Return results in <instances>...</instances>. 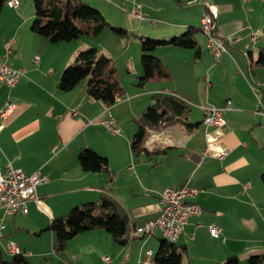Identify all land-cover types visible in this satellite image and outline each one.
<instances>
[{"label": "crops", "instance_id": "obj_1", "mask_svg": "<svg viewBox=\"0 0 264 264\" xmlns=\"http://www.w3.org/2000/svg\"><path fill=\"white\" fill-rule=\"evenodd\" d=\"M90 1L102 12V7H111L125 18L128 9L132 13L139 5L138 0H121L126 6ZM201 1L203 13L216 8L215 33L224 39L227 51L217 61L199 28L206 44L197 41L199 54L195 52L191 62L194 75L183 76L179 84L165 64L173 76L165 86L191 106L184 121L194 126L188 128L182 120L151 133L146 142L150 154L140 156L132 151L137 120L163 85L139 88L135 83L142 74L130 76V84L120 76L126 96L111 107L89 96L85 81L69 92L61 91L62 73L77 54V46L68 51L73 41L52 43L34 33L35 12L22 0L11 7L13 11L3 15L2 10L0 56L5 44L14 40L7 61L24 74L14 87L0 83V171L11 164L28 175L39 172L46 180L37 187V199L27 203L26 213L6 215L0 209V264L13 260L1 251L10 242L28 260L19 264H34L33 260L44 264L41 261H48L52 251L41 248L35 254L32 245L41 246L45 238L55 241L48 228L52 220L76 205L102 198L127 218L128 242H116L104 229L90 230L69 241L64 252L53 251L50 264L53 260L58 264H156L164 239L161 232L132 236V231L161 215L159 196L165 189L185 184L196 189L191 200L201 205L202 212L189 218L176 241L186 249L183 264H224L231 256H237L239 264H249L250 256L264 254V67L255 63L264 51V0ZM193 19L173 28L191 26ZM209 106L223 110L226 126H205L204 108ZM7 109L9 113L2 117ZM107 118L116 121L120 133L110 132L100 122ZM207 132L228 151L223 159L204 153ZM85 148L108 159L115 173L112 185L107 184L106 174L82 169L79 154ZM212 224L220 229L218 237L210 231ZM107 256L111 262L104 261Z\"/></svg>", "mask_w": 264, "mask_h": 264}, {"label": "trees", "instance_id": "obj_2", "mask_svg": "<svg viewBox=\"0 0 264 264\" xmlns=\"http://www.w3.org/2000/svg\"><path fill=\"white\" fill-rule=\"evenodd\" d=\"M195 1L192 0L190 3ZM5 2L6 0H0V15ZM262 8L264 14V3ZM34 9L35 18L31 30L52 43L72 42L84 36L100 37L106 30H112L120 37L129 38L131 36L125 28L114 27L98 8L84 0H34ZM215 31H217L216 27ZM195 32L189 29L180 37L170 40H156L140 36L143 74L137 78L135 85L144 88L149 83H157L164 87L162 86L160 91L152 95L151 104L137 120L138 130L132 142V151L135 156L150 154L146 142L151 133L180 124L182 120L188 128L194 126L185 122L191 106L165 86L171 83L173 76L161 58L155 56L153 51L158 46L173 45L195 49L198 55L199 44L195 38ZM216 33L215 35L218 36ZM255 63L264 67L263 50L259 52ZM82 81H85L88 95L102 102L106 107L115 105L126 96V88L120 83V75L114 59L101 53L95 46L86 47L78 52L75 60L64 69L59 88L61 91L69 92ZM79 163L84 171L106 174L107 184H113L115 173L105 156L85 148L79 154ZM261 180L264 183V172ZM48 228L56 236L53 244V251L56 254L64 252L69 241L76 236L95 229L106 230L118 243L128 242L127 218L117 211L113 202L105 198H102L100 202L76 205L66 215L53 219ZM185 250L176 242H170L164 238L161 240L155 257L156 264H183ZM23 262H28V260L25 254L19 253L14 254L10 264ZM248 262L249 264H264V254L252 255ZM224 264H239V259L237 256H231Z\"/></svg>", "mask_w": 264, "mask_h": 264}, {"label": "built area", "instance_id": "obj_3", "mask_svg": "<svg viewBox=\"0 0 264 264\" xmlns=\"http://www.w3.org/2000/svg\"><path fill=\"white\" fill-rule=\"evenodd\" d=\"M21 0H8L10 7H18ZM133 16L142 19L140 5L132 10ZM217 19V10L209 7L205 10L202 17L204 32H207V42H209L210 52L220 61L222 55L227 51L225 41L215 35V21ZM252 39L257 37L252 35ZM15 46L14 40H9L4 46V53L0 56V83H5L9 87H14L19 82L24 71L19 68H13L8 63V56L13 52ZM9 110H3L2 117L7 116ZM204 124L207 128H222L227 125V120L222 109L216 107L204 108ZM106 128L112 133H120L116 121L113 118L100 119ZM226 148L212 134L207 132V147L205 154L219 159L227 155ZM131 169V167H130ZM46 178L39 172L25 174L21 169L14 168L9 164L5 170L0 171V209L6 215H15L18 212H27V203L31 199H37V187L41 185ZM196 194V189L185 184L181 187L165 189L159 196V202L162 207L161 215L155 220H149L144 225L136 227L132 231V236L143 235L151 236L161 232L163 237H172L178 239L184 230L185 225L192 216H197L202 212V207L191 200ZM212 235L218 237L220 229L212 224L210 225ZM0 232V237H1ZM10 254L21 253L19 247L10 242L6 246ZM105 262H111L110 257H104Z\"/></svg>", "mask_w": 264, "mask_h": 264}, {"label": "rangeland", "instance_id": "obj_4", "mask_svg": "<svg viewBox=\"0 0 264 264\" xmlns=\"http://www.w3.org/2000/svg\"><path fill=\"white\" fill-rule=\"evenodd\" d=\"M84 1L87 2V0ZM107 1L111 6H114L115 4L126 6V4H123L124 2L121 0ZM92 2L93 1H90V3L88 4H91L92 6ZM158 2H161V4L159 5ZM181 2L182 3H179L177 0H138V4L140 5V10L143 16V19L141 20L133 16L131 10L129 9L128 12H125V18L116 13V11H114L111 7H102L104 11L101 12L103 13L107 21H109V23H111L114 27L125 28L129 31L131 36L129 38L120 37L112 30H106L100 37L84 36L79 40L73 41V44H70L71 46H68L70 48L67 49L68 51H70L69 49H72L71 47L77 46L78 54L80 50L86 47H97L101 53L114 59L119 70L122 82L125 84H130V79H132L130 76L135 75L136 73L143 74V68L141 64L142 42L140 36L156 40H170L180 37L190 29L191 31H196V40L198 42L200 41L203 47L205 46L206 39L204 35L199 31V28H201L202 26L201 24L203 17L202 1H195L192 6H187L186 1ZM22 4L25 5L27 9L31 8L33 13L35 12L34 0H22ZM108 9H112L113 11H110ZM10 10L13 11L11 7L5 4L2 14L4 15V13H9ZM192 16L194 17V19L191 26L186 24L185 27L182 28H173L176 25L183 24L184 22L189 23V20ZM138 24L140 25V29H135ZM195 52V49H188L173 45H162L158 46L157 49L153 51V54L160 57L164 64L171 67L172 72L176 76L177 82L181 84L183 76L188 77L190 76V74L194 75L193 71L191 70L193 67L191 62L193 61ZM62 53L63 51H60V55ZM77 54L71 58V62L75 60ZM230 63H232V60H230ZM151 86L153 87V85ZM55 241H53V243ZM53 243L50 242L49 238H45L42 240V243L40 244L41 246L37 244L32 245V252L36 254V252H40L41 248L42 250H48L49 252L52 251L49 254L48 261H41L44 262V264H50V258L53 257ZM29 249H31L30 246L27 247V252ZM1 251L4 257H9L11 260L13 259V255L8 254L6 249L4 250L2 248ZM53 261H55L54 264H58L57 260ZM33 262L34 264H40L39 262H36L34 260Z\"/></svg>", "mask_w": 264, "mask_h": 264}, {"label": "bare ground", "instance_id": "obj_5", "mask_svg": "<svg viewBox=\"0 0 264 264\" xmlns=\"http://www.w3.org/2000/svg\"><path fill=\"white\" fill-rule=\"evenodd\" d=\"M201 29H202V31L204 32V26H203V24H202V26H201ZM204 34L207 35V32H204ZM208 48H209V42H208ZM164 238H166V239L169 240L170 242H174V243L177 241V239H173L172 237H164Z\"/></svg>", "mask_w": 264, "mask_h": 264}]
</instances>
